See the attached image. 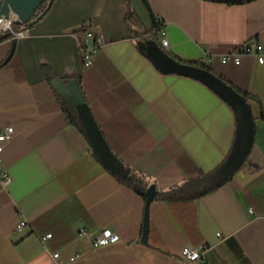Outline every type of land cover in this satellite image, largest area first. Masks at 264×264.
Segmentation results:
<instances>
[{"label": "crops", "instance_id": "obj_1", "mask_svg": "<svg viewBox=\"0 0 264 264\" xmlns=\"http://www.w3.org/2000/svg\"><path fill=\"white\" fill-rule=\"evenodd\" d=\"M130 11L140 29L127 26ZM153 20L165 52L211 67L250 96L251 157L227 180L223 168L246 131L237 144L243 126L225 100L156 68L143 49L154 39L141 34ZM16 25L24 36L0 42V130L13 128L0 144L10 177L0 184V264H187L179 255L186 245L205 248L206 264H264V62H219L250 41L264 50V0H53L39 21ZM86 28L103 41L91 68L79 50ZM52 79L77 80L111 154L155 185L145 243V200L94 157ZM201 174H214L216 188L190 198L179 186ZM21 219L31 231H14ZM104 229L119 241L94 248ZM45 234L42 244L36 235Z\"/></svg>", "mask_w": 264, "mask_h": 264}, {"label": "water", "instance_id": "obj_2", "mask_svg": "<svg viewBox=\"0 0 264 264\" xmlns=\"http://www.w3.org/2000/svg\"><path fill=\"white\" fill-rule=\"evenodd\" d=\"M41 1L42 0H0V15L6 16L10 11L14 12L18 16L17 24H27L28 26H31L33 23L31 17ZM143 49L148 52L152 63L161 72L194 78L205 84L218 96L225 100L235 112H237V109L241 111V114L244 117L243 129L241 131L239 130V139L237 140V144H239L243 136V130L246 131V144L241 151L238 148H235L225 163L223 168V172L225 173L224 179H229L232 173L240 167L252 145L254 130L248 106L241 99L239 94H237L232 88L228 87L217 76L206 70L182 65L174 61L158 47L154 40L149 43H145ZM50 84L64 98L65 101L70 103L73 111L80 119L88 139L87 142L94 157L98 159L99 163L112 174L122 173L123 166L114 158L102 138V135L92 118L77 80L73 79L65 83L63 80L53 79L50 80ZM69 114H73V112H68V115ZM155 194V185H149L145 190L144 217L141 234V241L143 243L146 242L148 233V207L154 200Z\"/></svg>", "mask_w": 264, "mask_h": 264}, {"label": "built area", "instance_id": "obj_3", "mask_svg": "<svg viewBox=\"0 0 264 264\" xmlns=\"http://www.w3.org/2000/svg\"><path fill=\"white\" fill-rule=\"evenodd\" d=\"M18 16L14 12H9L6 16L0 15V33H7L10 35L11 39L21 38L24 36L23 31H14L13 25L17 24ZM159 34V42L162 48L167 47V41L165 39V31L163 27L158 31ZM103 41L101 38L90 28L83 29V37H82V45L79 50L82 55L83 66L84 68H91L94 65L95 57L102 47ZM244 56L253 57L258 63L262 64L264 62V50L263 47L255 42L250 41L240 47L237 50L225 53L219 56V62L222 65L232 64L238 66L240 64L241 58ZM13 135V128L11 126H7L0 130V144L8 141ZM10 182V177L5 170L1 169V146H0V184L3 188H5ZM251 212V210H249ZM29 228L31 231L29 223L25 219H21L15 225L14 231L16 233L23 231L24 229ZM83 231L81 230L78 234L81 235ZM38 239L45 243L50 237L51 234H45L43 236L36 235ZM119 241V237L117 234L112 232L110 229L102 230L92 241V246L94 248L100 246H106L109 244H114ZM205 248H191L186 245L183 246L180 250V257L187 264H206L204 262L205 257ZM52 257L56 259L58 257V253L52 254ZM80 255L77 254L70 258V261L79 258Z\"/></svg>", "mask_w": 264, "mask_h": 264}, {"label": "trees", "instance_id": "obj_4", "mask_svg": "<svg viewBox=\"0 0 264 264\" xmlns=\"http://www.w3.org/2000/svg\"><path fill=\"white\" fill-rule=\"evenodd\" d=\"M206 1L221 2V3H226V4H236V3L239 4V3L249 2V1H252V0H206ZM52 2H53V0H42L41 1V3L39 4V6L37 7V9L35 10L34 14L31 17V20L33 21L32 25L34 23H36L37 21H39L47 13V11L49 10ZM125 22H126L127 26L130 27V29L132 27L136 28V29H140V24L138 22V19L133 14V12H131V11L128 12L127 15L125 16ZM18 26L23 27V29H27L28 27H30L27 24H20V25L18 24ZM159 30H160L159 24L155 20H153L151 28L148 29L147 31H144V32L142 31L141 34H149L154 39V41H156L155 37H156V34L158 33ZM9 38H10L9 34L0 33V42L4 41L6 39H9ZM159 48L162 49L161 47H159ZM162 51L168 57L173 59L174 61H176V62H178V63H180L182 65H187V66H190V67L206 70V71L214 74L215 76H217L222 82L225 83V81L220 76L216 75L213 72L211 67L206 66V65H204L202 63H197V62H190V63L182 62V61L176 59L175 57L171 56L167 52H165L163 49H162ZM145 52H146V55L148 56V58L151 60L148 52L146 50H145ZM4 63H5V61L3 63H1L0 66L3 65ZM63 81L64 82H68L69 80H65L64 79ZM236 93L240 95L241 99L248 106L247 100L250 98V96L246 92L237 91ZM57 95L60 98L61 105L63 106V108L67 112L68 119L78 128V130H80V132L83 134V136L88 141V139L86 137V134H85V131H84V127H83L80 119L76 115V113L73 111V108H71L70 111H68L65 108V106H64V102H63L64 98L58 92H57ZM68 112L69 113L73 112V114H69L68 115ZM250 117H251V115H250ZM236 120H237L238 128L240 129L243 126L244 117L241 114V111L239 109H237V112H236ZM260 120L264 121V116L262 114L260 116ZM250 157H251V147H250L249 152H248L247 156L245 157L244 161L242 162V164L240 165V167L236 171H238L240 169H243L246 166L247 162H249L248 160L250 159ZM122 168H123V172L122 173H117V174H114V175L121 182H123L125 185L133 188L145 200V190L150 185V183L148 181H146L143 177L132 173L128 168H125V167H122ZM213 178H214V174H207V175H202L201 174V175H199L198 177H196L194 179L192 178V179L186 180L181 186H179V188L181 189V191L185 195L186 194L187 195L191 194V195H189L190 198H196V197L205 195L209 191H211V190L216 188V186L213 185ZM203 186H205V190L203 189ZM164 196L166 197L167 194H165Z\"/></svg>", "mask_w": 264, "mask_h": 264}, {"label": "flooded vegetation", "instance_id": "obj_5", "mask_svg": "<svg viewBox=\"0 0 264 264\" xmlns=\"http://www.w3.org/2000/svg\"><path fill=\"white\" fill-rule=\"evenodd\" d=\"M63 102H64V106H65V108H66L68 111H70V109L72 108V107L70 106V103H69L68 101H64V100H63Z\"/></svg>", "mask_w": 264, "mask_h": 264}, {"label": "rangeland", "instance_id": "obj_6", "mask_svg": "<svg viewBox=\"0 0 264 264\" xmlns=\"http://www.w3.org/2000/svg\"><path fill=\"white\" fill-rule=\"evenodd\" d=\"M17 28L16 24L13 25V29Z\"/></svg>", "mask_w": 264, "mask_h": 264}]
</instances>
